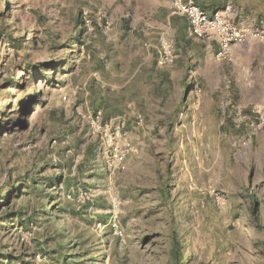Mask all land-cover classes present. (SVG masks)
I'll return each mask as SVG.
<instances>
[{
  "label": "rangeland",
  "instance_id": "rangeland-1",
  "mask_svg": "<svg viewBox=\"0 0 264 264\" xmlns=\"http://www.w3.org/2000/svg\"><path fill=\"white\" fill-rule=\"evenodd\" d=\"M199 1L226 51L155 0H0V264H264V0Z\"/></svg>",
  "mask_w": 264,
  "mask_h": 264
},
{
  "label": "built area",
  "instance_id": "built-area-1",
  "mask_svg": "<svg viewBox=\"0 0 264 264\" xmlns=\"http://www.w3.org/2000/svg\"><path fill=\"white\" fill-rule=\"evenodd\" d=\"M172 13L188 17L191 23V32L198 38L216 40L221 51H226L231 42L239 36L235 20L239 10L233 5L216 8L208 13L192 1L171 0ZM156 48V62L159 66L173 65L177 58L175 41L168 36H161ZM118 161L124 160L122 153H116Z\"/></svg>",
  "mask_w": 264,
  "mask_h": 264
},
{
  "label": "crops",
  "instance_id": "crops-1",
  "mask_svg": "<svg viewBox=\"0 0 264 264\" xmlns=\"http://www.w3.org/2000/svg\"><path fill=\"white\" fill-rule=\"evenodd\" d=\"M155 1H157L155 7H167V8L171 7V1L170 0H155ZM186 1H192L196 5L205 9L209 14L212 13L216 8L224 7V6H219L218 4H216V5L204 4L203 2H200L199 0H186ZM228 5H231V4H228ZM166 18H167V23L171 27L173 26L176 31L180 29V24L184 23L185 26L187 27V31H189V33L191 32V23H190L188 17L181 16V15L180 16L172 15L171 12H169V10H168ZM176 51L178 52L177 48H176ZM153 54L156 58L157 55H156V48L155 47H153ZM179 58H180V53H178L177 61L179 60ZM176 69H177V65H176V67H173V68H171V67L167 68V70H169V73H170L169 78L172 80H174L175 76L178 74Z\"/></svg>",
  "mask_w": 264,
  "mask_h": 264
}]
</instances>
